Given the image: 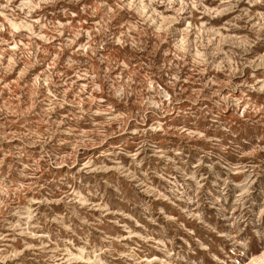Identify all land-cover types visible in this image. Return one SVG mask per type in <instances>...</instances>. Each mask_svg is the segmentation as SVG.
<instances>
[{
    "label": "rangeland",
    "instance_id": "obj_1",
    "mask_svg": "<svg viewBox=\"0 0 264 264\" xmlns=\"http://www.w3.org/2000/svg\"><path fill=\"white\" fill-rule=\"evenodd\" d=\"M253 232L264 3L0 0V264H232Z\"/></svg>",
    "mask_w": 264,
    "mask_h": 264
},
{
    "label": "clouds",
    "instance_id": "obj_2",
    "mask_svg": "<svg viewBox=\"0 0 264 264\" xmlns=\"http://www.w3.org/2000/svg\"><path fill=\"white\" fill-rule=\"evenodd\" d=\"M256 2V0H253ZM260 2L264 3V0H260ZM184 5L182 4V7ZM7 7V5H5ZM235 243L240 244V248L237 249L236 255L240 257V259L235 260L232 264H249L247 256L251 254V252L259 251L262 256H264V234L259 233H251L246 234V238H242L241 241H236ZM0 251H3L0 249Z\"/></svg>",
    "mask_w": 264,
    "mask_h": 264
}]
</instances>
